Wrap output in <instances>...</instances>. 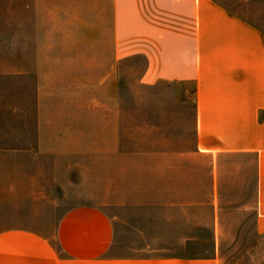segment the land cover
Returning <instances> with one entry per match:
<instances>
[{
	"label": "rangeland",
	"instance_id": "374dc122",
	"mask_svg": "<svg viewBox=\"0 0 264 264\" xmlns=\"http://www.w3.org/2000/svg\"><path fill=\"white\" fill-rule=\"evenodd\" d=\"M217 1L264 34V0ZM112 10V0H0V53L15 51L7 48L11 26L27 25L33 42L46 39L43 26L49 24L66 41L58 50L63 57L72 58L68 42L79 41L82 60L92 56L109 69L116 43ZM146 64L143 55L114 60L106 80L0 81V230L30 229L55 243L64 211L91 203L115 219L139 223L146 240L135 241L160 254L217 250L221 264H264L250 161L242 165L239 202L221 210L219 239L212 228L191 229L198 240L182 241L189 210L167 208L171 194L165 189L181 184L185 171L201 168V161L185 155L194 136L195 85L146 81ZM38 89L46 120L41 133ZM10 147H17L16 155H9Z\"/></svg>",
	"mask_w": 264,
	"mask_h": 264
},
{
	"label": "crops",
	"instance_id": "0c3cea01",
	"mask_svg": "<svg viewBox=\"0 0 264 264\" xmlns=\"http://www.w3.org/2000/svg\"><path fill=\"white\" fill-rule=\"evenodd\" d=\"M112 2L116 43L109 69L108 63L92 56L82 60L79 41L68 42L73 55L63 57L58 50L66 41L54 25L43 26L46 39L31 42L26 36L29 27L19 24L11 26L12 41L7 47L15 51L0 53V81L106 80L114 60L143 55L146 81L193 82L194 136L185 155L201 161V168L185 171L181 184L165 189L171 194L167 208L189 210L183 213L186 232L181 239L198 240V234L187 230L208 233L211 228L213 238L219 239L221 210L239 202L246 161L253 168L256 223L264 226L261 28L217 0ZM37 97L36 125L41 133L46 120L40 92ZM12 141L16 146L17 139ZM8 150L10 156L12 151L16 155L17 147ZM139 226L126 218L115 219L99 205L77 204L61 215L55 243L30 229H1L0 264H221L217 250L213 255L160 254L163 250L135 241L146 240Z\"/></svg>",
	"mask_w": 264,
	"mask_h": 264
}]
</instances>
